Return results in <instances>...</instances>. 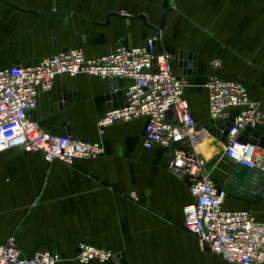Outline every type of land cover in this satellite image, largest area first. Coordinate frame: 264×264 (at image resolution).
Wrapping results in <instances>:
<instances>
[{
    "label": "crops",
    "instance_id": "0c3cea01",
    "mask_svg": "<svg viewBox=\"0 0 264 264\" xmlns=\"http://www.w3.org/2000/svg\"><path fill=\"white\" fill-rule=\"evenodd\" d=\"M214 4L215 0H0V68L31 64L76 45L86 56H98L117 45H141L152 29L163 27L157 50L170 54L171 68L186 80L185 96L197 126L210 123L203 84L211 74L241 82L264 110L262 42L253 26L257 17H244L237 31L219 35L213 27H202L203 19L186 13ZM212 58L220 60L217 67ZM111 81L84 73L59 74L51 89L38 90L31 117L42 130L99 141L102 153L64 163L21 147L0 150V244L13 237L23 256L55 251L60 256L55 264H118L120 258L126 264H231L201 248L183 227V206L192 199L188 184L168 169L170 150L144 147V117L98 132V119L124 103V88L130 83L117 79L111 89ZM236 112L230 108L228 120ZM222 124H210L214 131L187 146L207 164L214 160L210 174L220 180L235 165L224 153ZM259 133L264 138V124ZM204 139H212L211 155L210 140ZM223 207L247 209L264 221V190L257 200L226 192ZM81 242L108 248L116 259L80 263L76 253Z\"/></svg>",
    "mask_w": 264,
    "mask_h": 264
},
{
    "label": "built area",
    "instance_id": "2783aa9c",
    "mask_svg": "<svg viewBox=\"0 0 264 264\" xmlns=\"http://www.w3.org/2000/svg\"><path fill=\"white\" fill-rule=\"evenodd\" d=\"M120 14L128 15L121 10ZM162 31L154 28L145 42L136 46L117 45L94 57L85 55L80 45L62 49L31 64L0 68V150L21 147L39 152L44 159L72 163L76 158L101 155V142L70 135L45 132L31 117L38 90L51 89L59 74L79 73L117 80H130L124 88V103L106 110L98 119V132L116 122L144 117L143 145L171 151L168 169L179 177L188 176L191 201L183 206V227L194 234L199 246L218 254L231 264H264V221L247 209L223 207L226 191L218 187L205 161L189 144L210 133V124L225 125V155L234 163L264 173V145L254 133L264 124V110L253 100L241 82L209 75L210 123L197 126L185 96L186 80L171 68L170 54L157 50ZM211 64L217 67L218 58ZM237 108L228 120L229 109ZM223 131L222 128H220ZM55 251L41 250L23 256L9 237L0 244V264H55ZM76 259L109 262L113 252L96 244H78Z\"/></svg>",
    "mask_w": 264,
    "mask_h": 264
},
{
    "label": "rangeland",
    "instance_id": "374dc122",
    "mask_svg": "<svg viewBox=\"0 0 264 264\" xmlns=\"http://www.w3.org/2000/svg\"><path fill=\"white\" fill-rule=\"evenodd\" d=\"M252 1L255 2L252 3ZM215 2L216 4H214L213 8L210 7L205 10H186V13L188 12L196 19H203L205 26H201L205 28L213 27L219 35L226 34L229 31L234 33V31L239 29L240 23L244 21L246 17H257V23L253 26H255L257 35L261 37L262 56L260 57V62L262 64L261 66H264V0H215ZM171 10L174 11L173 9ZM156 28L161 29L163 35L164 28Z\"/></svg>",
    "mask_w": 264,
    "mask_h": 264
},
{
    "label": "water",
    "instance_id": "95a60500",
    "mask_svg": "<svg viewBox=\"0 0 264 264\" xmlns=\"http://www.w3.org/2000/svg\"><path fill=\"white\" fill-rule=\"evenodd\" d=\"M116 86V80L110 82L111 89ZM228 124L229 122H226L225 125ZM225 125L220 127L223 129L224 134L226 133ZM214 129L213 126L210 127V131H214ZM257 129H259V127H257ZM254 134L260 137L259 130H256ZM260 139L261 143L264 145V138L260 137ZM213 165L214 160L210 161L208 164L205 162V169L210 172ZM212 178L218 187L244 200H249L250 198L252 200H257L264 190V173L256 169H248L242 164H235L231 167L224 180H220L216 176H212ZM183 179L189 184L188 176H184ZM118 264H126V261L124 258H120Z\"/></svg>",
    "mask_w": 264,
    "mask_h": 264
},
{
    "label": "bare ground",
    "instance_id": "6f19581e",
    "mask_svg": "<svg viewBox=\"0 0 264 264\" xmlns=\"http://www.w3.org/2000/svg\"><path fill=\"white\" fill-rule=\"evenodd\" d=\"M208 140H210V141H208ZM202 141H208V143H207V154L208 155H211L212 154V152H213V150H215L214 149V145H213V142H212V139H204V140H202ZM203 159V158H202ZM204 160V159H203ZM205 161V160H204Z\"/></svg>",
    "mask_w": 264,
    "mask_h": 264
}]
</instances>
